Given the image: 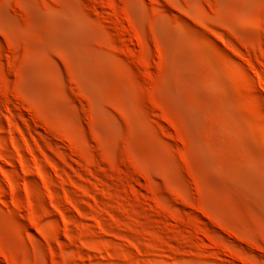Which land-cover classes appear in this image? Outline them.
Masks as SVG:
<instances>
[{
	"label": "rangeland",
	"instance_id": "1",
	"mask_svg": "<svg viewBox=\"0 0 264 264\" xmlns=\"http://www.w3.org/2000/svg\"><path fill=\"white\" fill-rule=\"evenodd\" d=\"M0 264H264V0H0Z\"/></svg>",
	"mask_w": 264,
	"mask_h": 264
}]
</instances>
